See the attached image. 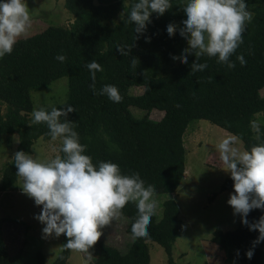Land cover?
<instances>
[{
	"label": "trees",
	"instance_id": "trees-1",
	"mask_svg": "<svg viewBox=\"0 0 264 264\" xmlns=\"http://www.w3.org/2000/svg\"><path fill=\"white\" fill-rule=\"evenodd\" d=\"M63 1L73 17L70 25H48L21 36L13 52L0 59V103L5 105V112L0 113V135L17 137L13 156L19 150L29 153L38 138H50L45 124L29 125L32 117L27 114L33 111L31 91L63 76L67 78L66 98L44 108H61L65 104L75 108L68 119L76 125L80 142L88 145L86 154L93 163L112 161L119 164L124 174L139 172L146 185L155 186L156 193H173L182 180L184 133L192 120L205 119L221 127L235 135L244 149L256 143L251 123L257 113L264 112V95L260 94L264 87V0H250L256 3L253 19L247 24L243 44L231 57L235 68L217 63L215 57L203 56L198 62L207 63L208 67L196 73L190 67L194 55L188 56V64L179 61L168 71L163 68L160 72L162 66L173 60L176 45L184 39L179 30L172 37L166 30L170 22L180 24L186 18L175 3L159 18L153 13L147 31L134 41V25L125 20L136 0H97L98 5L93 0ZM145 36L151 38L150 42H146ZM133 42L135 47L130 56H123L116 49L118 44ZM57 55H65L66 61L60 62ZM238 55L244 56V66ZM132 57L138 61L135 69L131 66ZM92 60L103 67L102 72L96 73V89L105 84L116 85L123 96L121 103L93 93L86 67ZM131 86H142V93L130 94ZM131 106L144 110L157 108L163 111V116L158 121L147 116L138 118L132 114ZM261 133L264 134V125ZM13 156L2 167L0 191L10 189L18 178ZM228 189H233L231 177L220 185V191ZM161 213L160 218L157 215L152 218L148 237L134 238L131 225L137 217V208L133 203L127 204L122 216L128 220L126 231L132 237L131 242L121 249L99 238L93 246L95 256L91 264H149L147 241L157 242L166 254L167 263L175 264L172 246L185 222L179 218V207L173 198L161 202ZM262 214L259 209L253 210L248 220L251 222ZM8 221L26 225L6 215L0 217V264H20L21 254L11 252L4 232ZM253 236L254 232L240 218L231 230L216 227L210 241L219 246L228 260L237 258L243 264H264L256 256L248 259L245 254L252 249ZM66 241L62 234L61 249L49 264H67L71 250L64 248ZM35 264H48L39 251Z\"/></svg>",
	"mask_w": 264,
	"mask_h": 264
},
{
	"label": "clouds",
	"instance_id": "clouds-1",
	"mask_svg": "<svg viewBox=\"0 0 264 264\" xmlns=\"http://www.w3.org/2000/svg\"><path fill=\"white\" fill-rule=\"evenodd\" d=\"M174 3L186 18L180 24L170 22L166 30L169 37L179 30L188 46L179 56L172 55V59L188 64V56L194 55L192 73L203 72L208 67L207 63L198 62L203 56L215 57L217 63L235 68L231 57L243 44L247 24L253 19L245 0H136L125 20L134 25V41L147 31L153 13L159 18L172 9ZM122 13L121 19H124ZM30 26L31 16L25 0H0V59L13 52L14 45ZM150 39L145 36L146 42ZM133 47L134 42L118 44L116 49L121 55L130 56ZM56 59L65 62L67 57L57 55ZM237 59L241 66L246 64L243 55H238ZM137 63L136 57H132L133 69ZM86 67L92 79L89 87L95 95L107 96L114 103L123 101L116 85L105 84L96 89V73L103 71L97 61H90ZM208 80L210 82L212 77ZM73 111L76 109L65 104L61 108L52 106L50 110L39 107L32 113L29 125L45 124L51 140L62 141L57 149L60 154L41 159L19 150L13 158L16 175L22 178V192L41 208L34 218L44 225L42 234L57 238L65 235L64 248L85 253L90 261L93 256L89 249L97 243L105 226L122 217L127 204L133 203L137 208V217L131 225L134 238L149 236L148 229L159 205L155 186L146 185L139 172L124 174L119 164L112 161L93 163L92 157L86 154L88 145L80 142L76 125L68 119ZM251 128L256 143L250 149L241 150L235 135L224 138L217 147L224 165L222 169L233 180V192L227 204L250 231H258L259 235L252 242L254 248L264 241V214L251 222L248 220L253 210L264 213V134L256 121H252ZM245 254L251 259L253 249Z\"/></svg>",
	"mask_w": 264,
	"mask_h": 264
},
{
	"label": "rangeland",
	"instance_id": "rangeland-1",
	"mask_svg": "<svg viewBox=\"0 0 264 264\" xmlns=\"http://www.w3.org/2000/svg\"><path fill=\"white\" fill-rule=\"evenodd\" d=\"M29 6L31 26L28 28V35L39 31L48 25L68 26L73 17L66 10L63 0H25ZM249 11L253 13L256 3L247 1ZM120 16L116 19H119ZM24 36V35H23ZM187 41L183 39L176 45V56L181 54L183 48L187 47ZM191 56V55H189ZM179 60L162 66L160 72L168 71L172 65ZM159 72V74H160ZM143 91L142 86H131L130 94L139 95ZM67 78L65 76L56 79L46 87L31 91L33 99V110L47 105L62 103L66 98ZM264 95V87L260 89ZM130 110L135 117L147 116L153 121H158L163 116V111L153 108L144 110L131 106ZM5 112V105L0 103V113ZM28 113V118L32 117ZM254 121L264 125V112L257 113ZM233 136L221 127L205 119L192 120L184 133L185 147V168L182 180L173 193H156L158 201L157 217L160 218L161 202L166 198L176 200L179 207V218L185 222V227L176 238L172 246V256L175 264H243L239 259L225 258L223 251L210 241L212 231L216 227L222 230H231L236 227L239 214L233 215V210L227 204L229 194L233 189L220 191L221 183L230 177V174L222 168L224 165L218 158V144L226 137ZM62 141H52L51 138H38L31 145L30 154L38 155L41 159H48L59 154L57 149ZM238 147L245 150L242 142L237 140ZM17 146L15 134L0 135V176L3 165L8 162ZM22 178L18 177L15 184L6 191H0V217L9 216L14 220H21L26 225H19L13 221L5 222L4 232L11 252L21 254L20 264H35L36 253L39 251L46 263H51L60 251L61 235L45 237L42 234V225L34 218L41 210L34 204L26 194L22 192L20 184ZM215 194V196H213ZM127 218L122 216L119 220L113 221L109 226L102 229V238L106 243L124 249L132 240L131 235L126 231ZM252 242L259 235L253 231ZM149 248V264H168L163 248L154 241H147ZM252 249L254 256L260 262H264V241L255 245ZM89 251L94 259V247ZM67 264H91L87 254L77 251H70Z\"/></svg>",
	"mask_w": 264,
	"mask_h": 264
},
{
	"label": "water",
	"instance_id": "water-1",
	"mask_svg": "<svg viewBox=\"0 0 264 264\" xmlns=\"http://www.w3.org/2000/svg\"><path fill=\"white\" fill-rule=\"evenodd\" d=\"M93 2H94L95 5L99 4L97 0H93Z\"/></svg>",
	"mask_w": 264,
	"mask_h": 264
}]
</instances>
